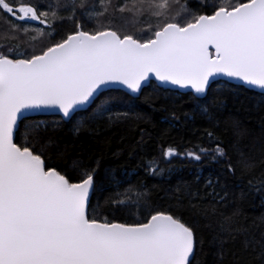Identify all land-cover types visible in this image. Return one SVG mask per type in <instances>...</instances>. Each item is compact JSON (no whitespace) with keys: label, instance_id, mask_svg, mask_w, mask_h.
<instances>
[{"label":"snow or ice","instance_id":"snow-or-ice-1","mask_svg":"<svg viewBox=\"0 0 264 264\" xmlns=\"http://www.w3.org/2000/svg\"><path fill=\"white\" fill-rule=\"evenodd\" d=\"M67 20L74 27L64 31ZM0 35V264H264V231L257 237L238 207L229 214L211 179L203 194L191 187L173 194L219 224L209 259L200 260L195 227L171 206L149 204L139 182L113 176L106 202L146 207L143 219L97 215L99 161L52 163L48 126L25 124L32 112L58 114L76 132L139 120L138 101L152 78L171 86L162 89L170 94L190 90L195 101L207 100L220 76L264 94V0H204L195 10L189 0H0ZM232 130L237 138L249 134L239 121ZM206 135L214 146H169L142 160L143 170L162 176L173 169L161 164L177 157L228 155L213 132ZM236 152L228 170L249 176V187L259 179L264 189V129Z\"/></svg>","mask_w":264,"mask_h":264},{"label":"trees","instance_id":"trees-1","mask_svg":"<svg viewBox=\"0 0 264 264\" xmlns=\"http://www.w3.org/2000/svg\"><path fill=\"white\" fill-rule=\"evenodd\" d=\"M96 2L99 5L100 0ZM189 3L195 10L198 4L203 5L204 0H189ZM73 27L72 20L61 25L64 31ZM2 42L3 36L0 35ZM112 94L118 95L116 92ZM138 103L140 107L137 112L141 119L108 125L96 133L88 129L76 132L71 125L60 121L58 116L29 118L25 124L40 123L41 127L48 126L47 135L56 141L55 146L50 145L52 150L49 152L54 164L70 168L74 158L83 159L92 166L99 161L97 171L102 190L97 191L93 200L94 205H99L96 208L97 215H106L121 222L143 219L148 211L146 207L116 208L109 207L106 202L115 191L113 176L116 180H131L133 184L139 182L146 186L149 204L160 205L163 202L165 208L171 206L173 211L181 214L185 221L195 227L198 245L202 244L204 251V256L198 259H209L212 239L219 230V224L213 217L206 218L192 213L187 200L181 206L173 194L179 195L180 189L186 191L188 187L193 191L199 188L203 194L206 182L211 179L218 185L216 191L226 196L229 214L232 206L238 207L241 222L252 228L258 237L264 231L261 221L264 216V189L258 190L261 181L256 179L254 186L249 187L250 177L239 170L230 172L227 161L236 162L237 143L243 148L260 137L264 129V121L261 119L264 117V95L219 81L212 84L207 100L195 101L191 94H170L152 83L144 89V95ZM205 107H209L210 114L203 111ZM234 121H239L241 128L249 134L237 138L232 130ZM207 131L213 132L216 139L226 145L227 156L217 160L203 158L200 162L177 157L170 165L161 164L165 169H173L171 172L165 171L162 176H149L143 170L142 160L159 157L161 151L169 146L180 152L192 150L196 146L207 148L210 143L214 146V141H210L206 135ZM142 133L143 146L137 148ZM125 173L128 175L125 176ZM256 176H260L259 166Z\"/></svg>","mask_w":264,"mask_h":264},{"label":"water","instance_id":"water-1","mask_svg":"<svg viewBox=\"0 0 264 264\" xmlns=\"http://www.w3.org/2000/svg\"><path fill=\"white\" fill-rule=\"evenodd\" d=\"M219 81H222V82H226L228 84H231V85H234V86H239V87H242L248 91H252V92H255V93H258V94H261V90L258 89V88H251L250 86H247V85H244L241 81H238V80H233V79H229L227 77H223V76H220V77H216L213 81L212 84H214L215 82H219ZM152 83H154L158 88L160 89H165V88H169L171 86L169 85H159V82L158 81H155L154 78H152ZM149 84H146L145 85V88L148 86ZM174 92L178 93V94H190V90H178V91H175ZM264 95V94H262ZM203 99V98H202ZM29 116V118H35V117H46V116H58V114H53V113H49V112H42V113H36V112H32V113H29L27 114Z\"/></svg>","mask_w":264,"mask_h":264}]
</instances>
